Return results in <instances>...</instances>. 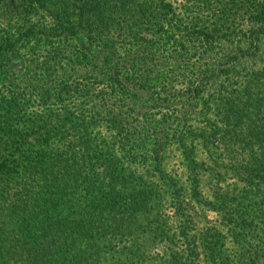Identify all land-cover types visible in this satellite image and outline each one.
Segmentation results:
<instances>
[{"label":"rangeland","instance_id":"obj_1","mask_svg":"<svg viewBox=\"0 0 264 264\" xmlns=\"http://www.w3.org/2000/svg\"><path fill=\"white\" fill-rule=\"evenodd\" d=\"M27 1L37 0H0V37L26 26L36 32L0 49V96L14 100L10 110L0 112V120L11 117L29 147L51 139L49 152L74 171L78 163L89 173L81 186L85 196V186L96 181L92 177L108 171L104 182L93 186L95 194L110 184L117 202L132 200L125 206L131 223L111 213L120 232L113 252L128 264H241L243 254L261 249L254 246L264 226L258 209L263 194L244 176L252 168L249 149L259 150L263 142L259 137L229 141L223 113L209 96L199 97L208 92L214 69L234 57L235 40L228 35L247 30L251 12L258 10L243 7L240 0L152 1L156 22L137 25L132 35H139L119 45L124 50L117 54L123 60L125 53L143 56L149 89H131L125 99L112 91L98 62H74L76 41L42 36L41 30L53 34L60 28L49 14L54 10L41 4L30 10L23 5ZM197 31L202 41L195 39ZM212 32L219 41L210 45ZM234 63L240 64L239 79L223 85L238 96L234 106L242 119L237 131L254 134L258 125L264 131V76H255L264 72V50L253 65L235 58ZM133 69L123 70L124 76H133ZM220 85L216 92L224 90ZM251 213L253 232L243 217Z\"/></svg>","mask_w":264,"mask_h":264},{"label":"trees","instance_id":"obj_2","mask_svg":"<svg viewBox=\"0 0 264 264\" xmlns=\"http://www.w3.org/2000/svg\"><path fill=\"white\" fill-rule=\"evenodd\" d=\"M54 1L57 4H53L51 0H37L35 3L27 1L23 4L30 10L36 4H41L45 8L49 5L52 7L49 10H54L49 14L60 28L54 30L53 34L41 30L42 36L48 39L56 37L60 41L63 39L76 41L79 48L71 52L74 62L84 63L85 66L98 62L99 73L109 75L108 81L111 83L112 91L125 94V99L130 97L131 89L136 92H140V88L149 89L150 81L144 69L146 62L143 61L141 64L143 56L125 53L123 60L117 54L119 50H124V47L119 45L139 35L138 33L132 35L137 25H154L156 21H153L154 17L150 14L151 2L154 0H69L67 4H61L62 0V2ZM239 2L245 8L258 11L251 12L253 16L247 30L228 35V38L235 40L230 51L235 53L234 57L227 58L221 68L218 66L214 69L213 78L209 80L208 92L204 94L203 91L199 97L209 96L215 109L223 113L224 134L229 137V141L261 138L263 145L259 150L255 147L249 149L252 168L246 170L247 174L244 178L248 186L263 194L260 196L261 202L258 206L262 213L263 224L264 131L258 125L255 126L258 131L254 134L253 131L249 134H239L236 125L241 123L242 115L234 106L238 96L234 92H228L223 84L229 79L236 81L239 79L237 65L240 64L234 63V58L236 61L244 59L251 65L261 58L264 50V0ZM218 5L226 10V4ZM136 15L138 18L135 17ZM12 33L13 35L6 36L7 38L0 37V49L11 46L12 44L8 43L12 40L21 41L26 36L36 34L27 26L15 28ZM194 34L197 41L203 40L199 31ZM209 37L210 45L219 41L214 33ZM224 57L223 55L222 59ZM56 62H61V59ZM128 67L132 70L135 68L136 71L133 76L125 77L124 75L128 74L123 70H128ZM255 76H264V72ZM219 83H221L219 87L224 89L222 92H216ZM205 88L204 85L203 89ZM249 89L247 88L248 91ZM142 93L148 94V92ZM143 97L151 98V95ZM13 106L14 100L0 96V112L8 111ZM3 120H0V264L127 263L118 252H113V243L116 242L120 232L114 230L118 227L116 226L118 220L112 217L111 213L119 212L123 218L127 216L129 221L130 208L125 206H129L132 200L128 199L125 204L117 202L116 192L110 184L107 190L99 187L96 194L93 188L96 183L104 182L108 177V171L98 172L97 179L92 177V180L96 181L92 186H85V196L81 186L87 183L89 173L81 170L78 163H75L77 170L74 171L68 163H65V159H58L49 152L51 139H42L36 142L34 147H29L21 131L10 123L13 119L9 117ZM55 143L61 144L62 138ZM84 144L85 140L82 142V145ZM30 148L37 150L31 151ZM232 202H235V199ZM208 205L215 209L213 204L208 203ZM252 216L253 213L243 215L244 220L249 224L250 232L256 231L252 226L255 217ZM122 229L121 223L119 231ZM257 232L261 241L254 248H261L263 251L256 249L254 252H248L247 256L243 254L241 264L264 263V260L260 262L264 257V226L258 228ZM108 245L110 249L107 248ZM247 245L251 246V244ZM260 252L261 256H259Z\"/></svg>","mask_w":264,"mask_h":264}]
</instances>
